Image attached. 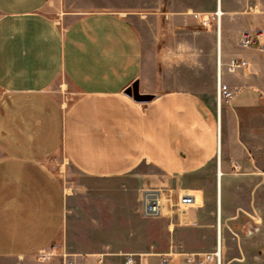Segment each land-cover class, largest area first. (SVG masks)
<instances>
[{"label":"crops","instance_id":"obj_1","mask_svg":"<svg viewBox=\"0 0 264 264\" xmlns=\"http://www.w3.org/2000/svg\"><path fill=\"white\" fill-rule=\"evenodd\" d=\"M53 2L0 0V257L27 259L64 241L66 172L96 180L131 174L140 190L172 186L176 194L187 178L210 166L217 191L218 164L223 191V176L231 173L223 153L253 169L245 153L251 157L257 150L253 137L259 130L250 122L264 117V43L242 48L239 34L264 29V0H186L179 7L172 0L168 28L155 27L150 40L140 27L144 20L123 9H93L63 19L53 14ZM218 8L219 36L215 24L205 29L192 15ZM228 31L236 38L230 44ZM197 35L203 45L194 40ZM170 38L172 59L177 45L188 57L172 70L166 58ZM210 45L215 97L194 89L193 76L185 72L202 63ZM232 59L246 64L229 72ZM62 80L71 90L65 97L57 91ZM219 81L235 91L220 106ZM135 82L150 100L125 93ZM141 165L152 171H141ZM195 195L193 207L203 201ZM188 210L195 223L200 212ZM94 255V264L99 259L105 264L106 253ZM128 255L133 264H151V254Z\"/></svg>","mask_w":264,"mask_h":264},{"label":"rangeland","instance_id":"obj_2","mask_svg":"<svg viewBox=\"0 0 264 264\" xmlns=\"http://www.w3.org/2000/svg\"><path fill=\"white\" fill-rule=\"evenodd\" d=\"M187 1L200 4L205 0ZM184 2L186 0H174L178 7ZM51 8L55 16L63 19L66 14L93 9H123L134 15L135 19L144 20V25L141 22L140 27L146 31L149 40L151 30L155 27L167 29L169 17H172V0H54ZM63 19L62 25L65 24ZM229 24L231 27L234 25L232 20ZM168 33L172 36L171 32ZM171 38L166 58L172 70V64L177 68V64L188 57L181 45H177L178 55L172 59ZM194 40L198 45L205 42L200 35ZM234 41V33L228 31L225 42L230 44ZM211 45L208 53L203 54L202 63H195L197 67L189 71L191 74L185 72L187 76H193L189 83L194 89L215 97V57ZM57 91L65 97L70 95L71 90L62 80ZM249 125L259 130L258 137H253L257 140L256 153L251 157L245 153L253 169L247 165L237 166L223 153V162L230 167L231 173L223 176L221 240L217 216L213 214L215 209L217 214V191L213 189L216 176L212 174V166L201 174L187 178L179 192L188 191L199 195V198L202 195L203 201L199 200L192 207L193 211L200 212L195 223L190 222L189 208L170 205L161 217H142L139 211L142 184L135 175L96 180L78 178L66 172L70 199L64 241L27 259L0 257V264H64L65 260L94 264L96 253L107 254L105 264H125V255L140 253L151 254L148 255L149 262L160 264L161 256L171 252L174 253L172 264H186L184 253L213 251L218 239L223 248V264H264V117L258 116ZM244 140L248 141V137L244 136ZM139 169L147 173L152 171L146 165H141ZM224 171H227L226 168ZM149 178L152 179L151 176ZM165 188L172 194V186Z\"/></svg>","mask_w":264,"mask_h":264},{"label":"built area","instance_id":"obj_3","mask_svg":"<svg viewBox=\"0 0 264 264\" xmlns=\"http://www.w3.org/2000/svg\"><path fill=\"white\" fill-rule=\"evenodd\" d=\"M193 17L197 19L199 25L205 29H209L215 24L216 30L220 28L222 12L218 8L212 13L193 12ZM264 43V29H245L239 34V45L242 48H252ZM246 63L238 59H232L227 70L234 72L237 68L244 66ZM220 68V65L218 66ZM235 96V91L218 82L217 86V102L220 106L221 101L229 103ZM140 214L144 218H156L163 216L167 206L191 208L196 204V195L185 191L180 194H169L166 189L144 187L139 193ZM174 253H167L161 256L160 264H172ZM184 262L186 264H223V248L220 242L217 243L213 251L189 252L184 253ZM127 263L133 264L134 259L131 255H127ZM103 260L99 259L98 264H102ZM64 264H76L74 261L65 260ZM148 264V263H145Z\"/></svg>","mask_w":264,"mask_h":264},{"label":"bare ground","instance_id":"obj_4","mask_svg":"<svg viewBox=\"0 0 264 264\" xmlns=\"http://www.w3.org/2000/svg\"><path fill=\"white\" fill-rule=\"evenodd\" d=\"M221 1V0H220ZM218 32V36L220 35V32H221V26L219 28V30H217ZM218 172H217V227H218V235L220 236V240H221V232H222V229H221V226H222V183H221V179H222V175H223V171L221 169V164H218ZM67 193H70V189H67ZM218 242L219 239H218ZM217 242V243H218ZM221 244V242H220Z\"/></svg>","mask_w":264,"mask_h":264},{"label":"water","instance_id":"obj_5","mask_svg":"<svg viewBox=\"0 0 264 264\" xmlns=\"http://www.w3.org/2000/svg\"><path fill=\"white\" fill-rule=\"evenodd\" d=\"M125 93L127 95H129L130 97H133L134 100L140 101V102L148 101V100H150L152 98V96L140 94L139 89H138V83L137 82H135L134 84H132L131 86H129L126 89Z\"/></svg>","mask_w":264,"mask_h":264}]
</instances>
